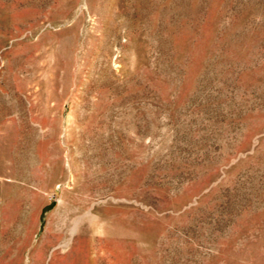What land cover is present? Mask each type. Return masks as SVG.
I'll list each match as a JSON object with an SVG mask.
<instances>
[{
  "label": "rangeland",
  "instance_id": "1",
  "mask_svg": "<svg viewBox=\"0 0 264 264\" xmlns=\"http://www.w3.org/2000/svg\"><path fill=\"white\" fill-rule=\"evenodd\" d=\"M0 264H264V0H0Z\"/></svg>",
  "mask_w": 264,
  "mask_h": 264
}]
</instances>
